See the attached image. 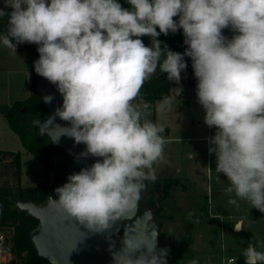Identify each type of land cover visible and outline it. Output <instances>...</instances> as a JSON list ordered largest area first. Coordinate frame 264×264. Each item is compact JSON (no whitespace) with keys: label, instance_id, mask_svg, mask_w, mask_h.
Masks as SVG:
<instances>
[{"label":"clouds","instance_id":"1","mask_svg":"<svg viewBox=\"0 0 264 264\" xmlns=\"http://www.w3.org/2000/svg\"><path fill=\"white\" fill-rule=\"evenodd\" d=\"M126 2L3 0L0 8L8 17L0 44L15 53L17 45H37L35 73L56 87L62 105L55 116L70 125L61 135L85 145L82 156L98 158L69 175L52 201L96 231L135 206L145 181L157 179L154 164L167 141L163 126L146 118L147 106L134 101L157 69L180 85L188 57L204 123L215 128L208 152L229 182L228 203L244 200L264 213V0ZM181 30L183 53L159 39ZM182 91L176 87V96ZM171 105L165 98L158 111ZM165 255L137 264H162ZM243 255L247 264H264V251L254 246Z\"/></svg>","mask_w":264,"mask_h":264},{"label":"rangeland","instance_id":"2","mask_svg":"<svg viewBox=\"0 0 264 264\" xmlns=\"http://www.w3.org/2000/svg\"><path fill=\"white\" fill-rule=\"evenodd\" d=\"M3 7V0H0V8ZM9 70L7 60L0 59V150L21 152V182L24 186H34L43 182L45 166L27 150L4 115V110L12 105L11 96L14 95L9 84L14 72ZM188 85L179 86L183 89L179 97L175 89L171 97L172 105L164 112L158 111L162 101L158 103L157 109L142 98L134 101L142 107L147 106L146 118L163 126L161 135L167 141L164 159L154 164L160 181L141 192L139 209L159 203L147 229L157 227L159 243L169 245L168 264H190L194 259L199 264H220L222 251L227 256L236 257L232 264H242L243 261L246 264L243 255L246 240L244 231H252L257 237L258 249L263 250L264 213L252 208L244 200H238L236 205L228 203L230 196L226 189L229 182L222 174L215 172V155L209 154L208 142L200 138L207 134L209 127L204 123L205 113L201 105L198 104L195 109L192 102L191 105L187 102V99H191L187 96L191 92V86ZM27 90L31 92L29 86ZM181 112L185 115V122L179 120L178 113ZM212 130L215 132V128ZM31 137L32 131L28 135V138ZM11 161V158H0V185L18 184ZM184 176H190L193 191L199 200L191 190L184 191L179 185L166 187V178ZM198 201L200 206H197ZM240 218L243 229L237 231L234 222Z\"/></svg>","mask_w":264,"mask_h":264},{"label":"water","instance_id":"3","mask_svg":"<svg viewBox=\"0 0 264 264\" xmlns=\"http://www.w3.org/2000/svg\"><path fill=\"white\" fill-rule=\"evenodd\" d=\"M3 28L7 30V21ZM32 45L37 48V45ZM37 85L49 110L43 116L28 115V119L38 127L39 133L49 136L51 144L61 145L73 155L74 160L66 169L67 178L91 166L98 158L82 156L85 145L76 144L72 138L61 135L63 129L60 127L70 126L55 116L56 108L62 105V97L56 87L41 76ZM49 96L52 97L51 102H45V97ZM52 198L58 199L55 192L43 203L30 198H15L14 204L39 220L37 227L30 232V238L38 254L53 264H137L141 259L154 257L161 250L166 251L162 264H168L169 245L159 243L157 227L147 229L159 207L158 202L140 210L138 201L109 221L107 228L96 231L68 216Z\"/></svg>","mask_w":264,"mask_h":264},{"label":"trees","instance_id":"4","mask_svg":"<svg viewBox=\"0 0 264 264\" xmlns=\"http://www.w3.org/2000/svg\"><path fill=\"white\" fill-rule=\"evenodd\" d=\"M119 2L122 6L129 7L126 0H119ZM6 11H10V9H6ZM7 19V15L0 16V32L7 31L3 28ZM142 39L146 45L151 44L149 37L145 36L142 37ZM159 39L163 44H166L169 49L176 52L183 53L187 47L184 44L182 30L175 34L169 33L168 36L161 34ZM21 46L23 49H26L30 55L28 69L31 74V93L24 100L14 101L11 106L4 110V115L7 117L10 127L21 137L27 150L39 160L46 163L55 155H59L61 158L58 161L52 182H40L34 186H22L20 184L21 152L14 150H0V158H11V162L15 168L14 174L18 181L17 185L9 183L0 185V224L14 226L13 241L20 257V261L17 262V264H53L48 259L38 254V250L30 238V232L37 227L39 220L35 216L29 214L26 210L17 207L14 204V199L30 198L37 203H43L46 201L48 196L55 192L57 187L62 186L67 182L66 169L73 162L74 157L67 148L61 145L51 144L49 136L47 134L39 133L38 127L28 119V115L43 116L49 109L42 100L41 92L37 85L39 75H37L34 70V61L39 58L37 48L32 44H21ZM185 62L188 66L186 70L181 73L182 79L180 84L187 81L191 87L196 88L197 81L191 67V59L185 57ZM173 85L175 84L167 79V75L157 69L156 73L143 83L137 98L144 99V101L150 104L153 108L157 100L169 96ZM31 131L32 137L28 138ZM159 181L160 179L158 178L154 182L145 181L146 187L143 191L149 190ZM165 181L166 187L179 185L183 190H187V185L182 183L179 178H166ZM244 233L246 240L243 245V251H245L250 244H254L257 251H264V249H258L257 237L252 231L245 230ZM242 264H245V262L243 261Z\"/></svg>","mask_w":264,"mask_h":264},{"label":"crops","instance_id":"5","mask_svg":"<svg viewBox=\"0 0 264 264\" xmlns=\"http://www.w3.org/2000/svg\"><path fill=\"white\" fill-rule=\"evenodd\" d=\"M224 35L229 37V38H231L232 32L230 30H228V29H225L224 30ZM13 42L15 43V41H13ZM21 58H23L22 62L20 61ZM0 59L7 60L8 64H9V67H10L9 71L14 72L12 74L13 77L10 76V80H9V84L11 86V92H14V95L11 96V100L14 102L16 100H24V99H26L31 93V92L30 93L27 92L28 91L27 90L28 86L30 87V90H31V74H30V71L28 69L29 60H30L29 52L26 49H23L21 44L17 45L16 53L12 49L4 47L2 44H0ZM28 79H29V81H28ZM186 85H188L187 81L182 82L180 85H176V84L173 85L171 87L169 96L165 97V98L172 97L173 92L175 91L176 87L186 86ZM187 96L191 98V99H187V102L190 105H191V102H192L193 103L192 107L196 109V107L199 104L198 100H197V96H196V88L191 87V92H190V94H187ZM165 98H163L161 100H157L155 102V105H154L153 108L157 109L158 103L163 101ZM171 113H172V111H171ZM178 114H179L178 115L179 120L182 121V122H185L186 118H185L184 113L181 112V113H178ZM166 128L170 129L169 126H167ZM214 133L215 132H213V135H214ZM208 134H209V128H208L207 134L204 135V136H201L200 138L205 139L208 142V140H207ZM209 147H210V145L208 143V148ZM60 158L61 157L59 155H55L49 161H47L46 163H43L44 166H45L44 180H42L43 182H47V183L52 182V180L54 178V174H55L56 169H57V164H58V161L60 160ZM179 179L181 180L182 183H185L187 185V190H191V192H192V194L194 196L197 194V193L195 194L194 191H193L192 180H191L190 176L179 177ZM20 183H21L22 186H24L21 181H20ZM184 191H186V190H184ZM196 198L198 199L197 195H196ZM197 206H200L199 205V201H198ZM237 223H240V229H243V221H242L241 218L237 219L234 222V228L237 227Z\"/></svg>","mask_w":264,"mask_h":264},{"label":"built area","instance_id":"6","mask_svg":"<svg viewBox=\"0 0 264 264\" xmlns=\"http://www.w3.org/2000/svg\"><path fill=\"white\" fill-rule=\"evenodd\" d=\"M213 135L212 128H209V137ZM10 225L0 224V264H17L20 257L16 251L13 241L14 228L11 229ZM236 257L233 255L227 256L223 253L220 264H232L235 262Z\"/></svg>","mask_w":264,"mask_h":264},{"label":"flooded vegetation","instance_id":"7","mask_svg":"<svg viewBox=\"0 0 264 264\" xmlns=\"http://www.w3.org/2000/svg\"><path fill=\"white\" fill-rule=\"evenodd\" d=\"M221 255H223V251H222ZM221 258H222V257H221Z\"/></svg>","mask_w":264,"mask_h":264},{"label":"bare ground","instance_id":"8","mask_svg":"<svg viewBox=\"0 0 264 264\" xmlns=\"http://www.w3.org/2000/svg\"><path fill=\"white\" fill-rule=\"evenodd\" d=\"M240 225V223L237 225V227Z\"/></svg>","mask_w":264,"mask_h":264}]
</instances>
